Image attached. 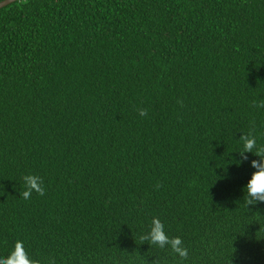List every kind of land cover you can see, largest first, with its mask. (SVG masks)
<instances>
[{
    "label": "trees",
    "instance_id": "1",
    "mask_svg": "<svg viewBox=\"0 0 264 264\" xmlns=\"http://www.w3.org/2000/svg\"><path fill=\"white\" fill-rule=\"evenodd\" d=\"M264 0H17L0 8V257L264 264ZM147 111L141 117L138 109ZM38 175L44 195L23 197Z\"/></svg>",
    "mask_w": 264,
    "mask_h": 264
},
{
    "label": "clouds",
    "instance_id": "2",
    "mask_svg": "<svg viewBox=\"0 0 264 264\" xmlns=\"http://www.w3.org/2000/svg\"><path fill=\"white\" fill-rule=\"evenodd\" d=\"M257 108H264V103H257ZM141 117L147 116V111L143 108L138 109ZM240 138L243 141L242 151H237L243 160H247L248 153H253L259 159L250 161L251 168L255 169L244 186L245 196L247 197V205H255L264 203V154L262 150L257 148L256 138L242 134ZM26 190L23 193L25 199H29L32 192L35 191L40 195H44L43 180L38 175H26L23 177ZM143 241H147L150 245L159 248H170L171 252L178 258V264H185L189 256V249L184 245L180 237H170L165 229L164 222L158 217H153L151 224L146 233L141 237ZM0 264H38L33 259L28 249H26L23 241H17L7 256L0 257ZM47 264H55V260L47 261Z\"/></svg>",
    "mask_w": 264,
    "mask_h": 264
},
{
    "label": "water",
    "instance_id": "3",
    "mask_svg": "<svg viewBox=\"0 0 264 264\" xmlns=\"http://www.w3.org/2000/svg\"><path fill=\"white\" fill-rule=\"evenodd\" d=\"M14 1H17V0H0V8L14 2Z\"/></svg>",
    "mask_w": 264,
    "mask_h": 264
}]
</instances>
